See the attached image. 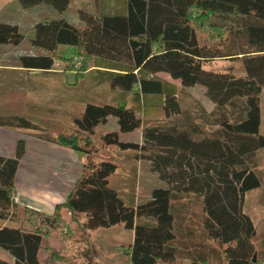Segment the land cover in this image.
<instances>
[{"label":"trees","instance_id":"16d2710c","mask_svg":"<svg viewBox=\"0 0 264 264\" xmlns=\"http://www.w3.org/2000/svg\"><path fill=\"white\" fill-rule=\"evenodd\" d=\"M17 1L25 8L50 4L60 12L70 4V0ZM79 18L83 28L65 18L36 23L30 46L46 54H22L21 65L51 70L58 59V46L74 45L78 47L81 69L87 70L89 61L95 58L110 63L106 68L112 70L106 74L111 88L136 92L137 96L163 95L167 118L182 114L183 108L176 93L156 76L160 72L184 86H203L208 99L221 110L222 120L211 131L183 124L152 125L144 127L142 141H122L121 133L143 126L126 96L114 104H84L74 118L81 135H40L81 151L86 158L73 189L53 213L28 209L36 215L29 218L31 228L13 224L18 216L15 176L25 154V140H18L15 157L0 156V248L11 257L0 256V264H42L44 238L64 224L63 209L84 214L86 229L118 224L132 229L133 241L126 251L131 264H186L178 261L181 251L175 244L172 203L174 194L179 193L200 198L203 232L219 246L226 264H258L253 260L257 228L245 212L244 203L246 193L262 184L247 157L264 148V135L260 133L264 0H126L123 10L94 13L80 9ZM199 29L212 34L221 29L228 36L207 42L202 40ZM24 39L17 24L0 20V44L17 46ZM236 59L242 64L241 75L232 65L224 70L205 66L216 60ZM63 61L72 63L70 69H74L73 59ZM75 77L78 80L80 75L76 73ZM110 117L117 118L118 128L103 134V143L140 150L152 171L168 185L153 189L150 198L134 205H127L109 185L117 165L92 158L96 127L106 124ZM21 121L23 126H35ZM261 244L264 249V236ZM188 264H200V260L192 259Z\"/></svg>","mask_w":264,"mask_h":264},{"label":"rangeland","instance_id":"374dc122","mask_svg":"<svg viewBox=\"0 0 264 264\" xmlns=\"http://www.w3.org/2000/svg\"><path fill=\"white\" fill-rule=\"evenodd\" d=\"M78 11L75 12L72 7L69 13H77L78 16ZM80 22L74 21L71 24L83 28ZM216 32L212 34L207 30L199 29L202 40L207 42H218L228 36V33L221 29ZM22 47V52L15 57L18 64H21L22 54H46L30 46V34L26 35ZM57 55L58 59L48 71L4 72L7 80L4 84L6 87H0L1 124L16 128L22 133L42 131L56 135L60 132L65 134L75 132L81 135L82 132L76 130L74 118L79 116L84 104L88 102L114 104L122 96H126L129 105L143 120V126L139 129L121 133L122 141H142L144 127L152 125L183 124L197 126L201 131H211L216 130L222 120L221 110H217L208 99L206 90L201 85L184 86L179 80L172 79L164 72L157 73L156 76L169 85L168 89L176 93L183 108L182 114L167 118L162 106L163 95L137 96L136 92L123 93L119 89L111 88L106 74L108 70H112L106 68L110 65L109 62L95 58L89 61V68L83 70L82 63L79 62L80 58L77 57L78 47L74 45H59L55 56ZM66 59L74 60L73 70L70 69L72 63L63 61ZM231 65L239 75L242 74L240 59L216 60L206 63L205 66L209 69L224 70ZM76 73L80 75L78 80L75 77ZM260 105V133L264 135V89L261 93ZM227 115L228 119H231V114ZM21 119L35 126H23ZM117 128L115 117H110L106 124L96 127L92 145V150L95 152L92 158L96 162L110 160L117 165L116 172L109 178V185L117 190L127 205H134L150 198L153 189L166 188L168 185L152 171L150 162L140 155V150L123 149L116 144L103 143V134ZM247 160L248 164L256 169L262 182L260 187L246 193L244 210L251 216L257 228L254 262L264 264V249L261 244L264 236V148L250 154ZM14 201L18 206V216L13 224L33 227L29 218H36V215L28 211L31 207L23 205L16 199ZM172 210L176 217L175 244L181 251L178 261L188 264L192 259H199L200 264H204L203 260L207 261L205 264H226L219 246L208 240L203 232L204 213L200 198L194 194H174ZM62 215L64 224L58 230L50 231L49 236L44 238L40 254L42 264H131L126 251L133 241L132 229L122 224L110 228L86 229L83 227L84 214H72L63 209ZM0 256L5 259L11 258L2 248H0Z\"/></svg>","mask_w":264,"mask_h":264},{"label":"crops","instance_id":"0c3cea01","mask_svg":"<svg viewBox=\"0 0 264 264\" xmlns=\"http://www.w3.org/2000/svg\"><path fill=\"white\" fill-rule=\"evenodd\" d=\"M125 2L126 0H70L68 8L60 12L50 4L25 8L17 0H0V20L17 24L26 38L27 34H32L36 23L47 19L65 18L70 23H79V14L77 16V13H69L72 7L75 12L80 9H89L94 13L118 11L125 8ZM22 48V43L17 46L0 44V87H6L4 84L7 76L4 72L48 71L27 68L16 63L15 57L22 52ZM43 134L52 133H22L0 123V156L15 157L18 140H25V154L15 176L14 199H18L25 206L30 205L33 209L51 214L55 206L64 202L73 189L86 156L81 151L42 138L40 135Z\"/></svg>","mask_w":264,"mask_h":264},{"label":"water","instance_id":"95a60500","mask_svg":"<svg viewBox=\"0 0 264 264\" xmlns=\"http://www.w3.org/2000/svg\"><path fill=\"white\" fill-rule=\"evenodd\" d=\"M255 256H256V254H254V261H255Z\"/></svg>","mask_w":264,"mask_h":264},{"label":"built area","instance_id":"2783aa9c","mask_svg":"<svg viewBox=\"0 0 264 264\" xmlns=\"http://www.w3.org/2000/svg\"><path fill=\"white\" fill-rule=\"evenodd\" d=\"M17 201H18V199H16ZM28 206H30V205H28Z\"/></svg>","mask_w":264,"mask_h":264}]
</instances>
